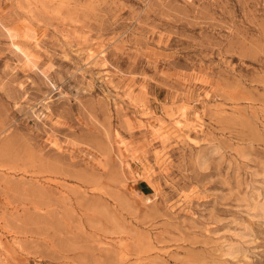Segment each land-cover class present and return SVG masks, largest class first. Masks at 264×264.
Here are the masks:
<instances>
[{
	"label": "rangeland",
	"instance_id": "rangeland-1",
	"mask_svg": "<svg viewBox=\"0 0 264 264\" xmlns=\"http://www.w3.org/2000/svg\"><path fill=\"white\" fill-rule=\"evenodd\" d=\"M0 264H264V0H0Z\"/></svg>",
	"mask_w": 264,
	"mask_h": 264
}]
</instances>
